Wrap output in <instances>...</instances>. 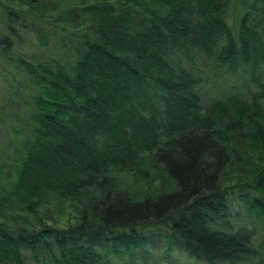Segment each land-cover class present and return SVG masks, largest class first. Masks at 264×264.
Returning <instances> with one entry per match:
<instances>
[{
	"label": "trees",
	"instance_id": "obj_1",
	"mask_svg": "<svg viewBox=\"0 0 264 264\" xmlns=\"http://www.w3.org/2000/svg\"><path fill=\"white\" fill-rule=\"evenodd\" d=\"M237 1L234 26L231 0H0L30 84L0 264H264V0ZM46 29L63 62L10 56Z\"/></svg>",
	"mask_w": 264,
	"mask_h": 264
},
{
	"label": "rangeland",
	"instance_id": "obj_2",
	"mask_svg": "<svg viewBox=\"0 0 264 264\" xmlns=\"http://www.w3.org/2000/svg\"><path fill=\"white\" fill-rule=\"evenodd\" d=\"M241 10L242 8L240 4H238V1L231 0L226 13L227 21L236 26V20L239 17ZM1 28L2 25H0V33L2 32ZM41 31L43 34L42 37L40 34L37 36L33 33H29L25 34L23 38L12 40L10 56L19 57L18 55H20L22 58L29 61L39 60L47 62L53 60L63 62L66 59L67 51H65L63 46L58 42L61 37L60 32H57L56 30V35L50 36L47 29ZM0 64H3L0 66V158L6 160L8 163H11L15 154L12 150L11 142H13L12 139H15L14 132H19V130L22 131V123L26 117L25 98L29 95L26 87L30 88V84H28L26 72H24L22 67H20L15 61H11L8 64L0 62ZM201 84L202 90L205 91V94L208 97H219L222 94H225L226 96L229 91H233L235 89L234 86H230L231 82H227V84L222 81L213 82V79L207 76L206 81ZM235 86H237V89L241 92L239 93L247 101H250L251 96L259 91L258 88L251 82H249L248 86L245 87L241 83V80H237ZM262 102L264 105V100ZM7 146L8 149L6 151L8 155L6 157L1 153V151L4 150V147L7 148ZM12 153L14 154L9 158V155ZM129 183L131 184L132 182L129 181ZM249 225L257 228L256 238L264 235V231L258 227L256 222L255 224L249 222ZM26 264L35 263L33 261H28Z\"/></svg>",
	"mask_w": 264,
	"mask_h": 264
}]
</instances>
